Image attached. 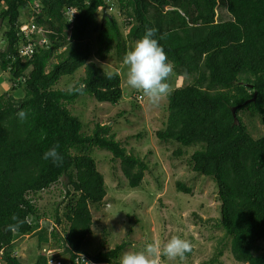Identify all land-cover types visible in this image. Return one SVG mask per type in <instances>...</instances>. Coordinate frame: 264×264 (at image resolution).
I'll list each match as a JSON object with an SVG mask.
<instances>
[{"label":"trees","instance_id":"trees-1","mask_svg":"<svg viewBox=\"0 0 264 264\" xmlns=\"http://www.w3.org/2000/svg\"><path fill=\"white\" fill-rule=\"evenodd\" d=\"M172 1L116 0L127 29L123 35L111 13L94 26L98 8H111L106 0H0V20L7 28L0 47V76L7 72L11 90L23 92L19 99L0 95L3 264H47L44 256L33 263H21L12 255V243L16 237L42 230L28 194L48 188L61 177L70 187L65 191L68 200L64 205L67 231L59 238L58 215L56 225L48 224L46 230L50 227L53 245L59 244L68 255L65 264H75L77 256L90 264H111L125 247L126 243H120L94 254L85 248L92 232L90 206L99 205L106 195L103 175L89 152L91 148L104 150L119 160L130 188L140 185L147 166L115 140L108 125L95 124L90 134L82 133L81 121L66 104L81 94L100 103H118L122 97L119 74L107 73L88 59L92 53L99 60L112 54L122 59L127 42L135 43L147 28L156 29L155 38L173 64L169 77L189 81L167 96V119L155 135L162 142L201 146L190 155V165L216 186L219 224L229 238L233 260L264 264L259 245L264 243V135L253 137L241 116L246 112L264 125V0H224L230 15L226 21L215 19L218 0ZM172 4L185 14L174 9L161 12ZM148 6L160 12L149 16ZM70 9L74 10L71 23L66 17ZM23 10L28 12L24 19ZM31 18L44 28L47 43L36 45L29 58H20L21 45L36 42L34 33L27 39L19 29L21 22L28 23ZM91 31L95 32V50L89 41ZM53 57L56 62L51 61ZM82 66L84 74L71 89L54 88L62 76H71ZM136 92L137 100L140 94ZM254 93L255 98L249 100ZM20 109L28 113L24 122L15 115ZM51 147L62 157L58 164L42 159ZM176 188L190 193L180 182ZM13 215L23 221L18 231L8 228L15 223ZM216 251L220 256L222 251Z\"/></svg>","mask_w":264,"mask_h":264},{"label":"rangeland","instance_id":"rangeland-1","mask_svg":"<svg viewBox=\"0 0 264 264\" xmlns=\"http://www.w3.org/2000/svg\"><path fill=\"white\" fill-rule=\"evenodd\" d=\"M106 1L112 4L109 13L125 35L127 32L126 27H123L125 21L117 11L116 0ZM172 9L178 10L181 15L185 14L173 4L165 6L161 12L165 13ZM147 10L149 16H155L160 12L159 9L150 6ZM21 13L23 19L27 18V10ZM66 17L69 21L71 14L67 12ZM215 19L216 21L230 19L224 0H218ZM101 20L102 14L97 12L94 26H98ZM20 24L25 25L22 22ZM6 29L0 20V47L4 44L3 34ZM42 30L36 32V39H42L40 38L44 32ZM89 41L92 43L91 48L95 50V32L91 31ZM134 44H131V41L127 42L126 52ZM58 53L56 51V55ZM115 55L99 60L92 53L88 62L96 64L107 73L119 74L122 97L118 103L115 105L100 103L91 96L81 94L72 103L66 104V107L71 114L79 118L82 123L81 132L84 134H90L95 124L108 125L109 133L114 135L115 140L120 142L128 153L143 161L147 169L143 173L140 185L137 188H130L122 175L119 160L113 159L107 151L90 149L89 154L94 159L97 170L103 175L106 195L99 205L90 206L92 232L85 240V248L94 254L99 250L111 249L117 244L126 243L118 258L111 263L119 264L121 255L126 251L142 250L146 244L153 241H159L163 245L172 236H179L190 241L193 251L182 259H169L162 255L158 264H246L235 262L229 252V238L224 235L219 224L220 203L214 182L208 177L196 174L190 165V155L201 146L197 144L185 147L172 141L158 140L155 132L164 127L168 115L167 97L158 105H151L142 91L127 85V66L123 58H116ZM51 61L56 62L57 58L53 57ZM83 74L82 66L73 75L62 76L54 88L71 89ZM7 77V72L0 76V95L5 93L13 95L16 99L21 98L22 90L16 92L11 90L12 86ZM188 82L185 77L168 78L171 90ZM135 91L140 94L137 100L134 98ZM241 116L253 137L264 135V125L260 118L246 112L241 113ZM177 151L181 153L178 155ZM177 182L188 187L190 193L177 191ZM65 183V178L61 177L48 188L35 194H28L36 207L40 219L38 224L42 230L16 237L13 241L12 255L21 263H33L41 256V248L46 247L48 241L54 244L49 236L50 227L48 230L46 228L48 224L56 225L54 220L56 215L60 219L56 225L59 238L65 236L68 225L64 217V205L68 200L65 198V191L70 189ZM44 236H48L47 240ZM259 245L260 253H264V243ZM59 246L53 245L50 254L65 264L68 255L62 253ZM217 249L222 251L220 256ZM47 257L45 255L46 259Z\"/></svg>","mask_w":264,"mask_h":264},{"label":"clouds","instance_id":"clouds-1","mask_svg":"<svg viewBox=\"0 0 264 264\" xmlns=\"http://www.w3.org/2000/svg\"><path fill=\"white\" fill-rule=\"evenodd\" d=\"M103 7H99L98 11L102 12ZM105 11L109 15L111 8L105 7ZM155 32V28H147L123 57V62L127 66V85L142 91L148 102L153 106L158 105L162 99L171 94L167 78L173 72V64L168 60L163 46L155 38ZM42 37L43 34L40 35V38ZM38 40L36 39V41ZM15 115L20 122H24L28 118V113L23 109L18 110ZM42 159L51 160L53 164H58L62 161V157L55 147L44 151ZM11 219L15 223L8 225L9 230L18 231L23 221L15 215ZM52 247L53 244L48 241L47 246L41 248L42 253L40 255L45 257L46 253L43 249L52 250ZM191 248L192 245L189 240L179 236H172L163 245L159 241H153L146 244L142 250L124 252L120 257L119 264H158L162 255L169 259H182ZM46 256L54 258L55 255L49 253Z\"/></svg>","mask_w":264,"mask_h":264},{"label":"built area","instance_id":"built-area-1","mask_svg":"<svg viewBox=\"0 0 264 264\" xmlns=\"http://www.w3.org/2000/svg\"><path fill=\"white\" fill-rule=\"evenodd\" d=\"M68 13L69 14H71V16H72V14L74 13V10H72V9H70L69 11H68ZM68 20V19H67ZM69 22H71V18L69 19ZM23 24H25V25H23V26H19V29H20V31L23 33V35L27 38V39H30V35L31 34H36V32H38L39 31V29H41L42 30V28L41 27H38L37 25H35L34 23H33V20H32V18L30 19V21L28 22V23H23ZM42 31H45V30H42ZM44 33V32H43ZM47 42H46V40H45V38H43L42 37V39L41 40H38V41H36V42H27L26 44H24V45H21V47L19 48V50H18V55H19V57L20 58H29L31 55H32V53H33V49H34V47L36 46V45H42V44H46ZM43 251L46 253V255H48L49 253H50V251L51 250H45V249H43ZM0 264H3L2 263V261H1V259H0ZM47 264H61L58 260H54V258H51V257H47Z\"/></svg>","mask_w":264,"mask_h":264},{"label":"bare ground","instance_id":"bare-ground-1","mask_svg":"<svg viewBox=\"0 0 264 264\" xmlns=\"http://www.w3.org/2000/svg\"><path fill=\"white\" fill-rule=\"evenodd\" d=\"M54 260H58L54 257ZM61 264H64L63 262H61L60 260H58ZM74 263L75 264H90L89 262L85 261L83 257L81 256H77L76 258H74Z\"/></svg>","mask_w":264,"mask_h":264},{"label":"water","instance_id":"water-1","mask_svg":"<svg viewBox=\"0 0 264 264\" xmlns=\"http://www.w3.org/2000/svg\"><path fill=\"white\" fill-rule=\"evenodd\" d=\"M104 16H109V15H107V13H106V11H105V7L102 8V18H103ZM254 98H255V93H254V95L252 96V98L249 99V100H253ZM249 100H248V101H249ZM235 108H236V107H233V108H232V110H231V111H232V114H234Z\"/></svg>","mask_w":264,"mask_h":264},{"label":"crops","instance_id":"crops-1","mask_svg":"<svg viewBox=\"0 0 264 264\" xmlns=\"http://www.w3.org/2000/svg\"><path fill=\"white\" fill-rule=\"evenodd\" d=\"M36 231V230H35Z\"/></svg>","mask_w":264,"mask_h":264}]
</instances>
